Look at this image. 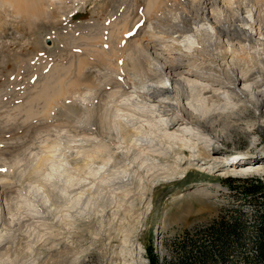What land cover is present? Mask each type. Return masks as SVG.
I'll use <instances>...</instances> for the list:
<instances>
[{
  "label": "rangeland",
  "instance_id": "rangeland-1",
  "mask_svg": "<svg viewBox=\"0 0 264 264\" xmlns=\"http://www.w3.org/2000/svg\"><path fill=\"white\" fill-rule=\"evenodd\" d=\"M88 1L70 2L71 5L78 3L69 11L68 16L61 20L55 17H42L27 23L13 18L11 20L13 23L6 25L0 31L2 32L0 37V151H4L3 155L0 154V202L3 204L6 201L10 209L13 208L11 214L13 211L16 212V214L13 212V215H6L11 222L14 221L12 232H9L6 226H2L0 220V246L4 248L0 251H6L7 246L8 248L11 246L10 249H12V252L5 254L6 256L0 255V264L53 263L59 258L55 251L62 246L64 247L62 249H68V254L66 252L62 255H67L68 259L74 260L75 263L82 261L81 264H149L147 249L149 245L165 260V264H173V261L182 254V250L174 243L175 238L179 239L188 228H208L214 217L230 214L235 212V209L242 210L248 217L247 220L250 222L247 232L250 234L255 228L257 211L264 210L262 202L245 197L241 191L242 179L245 177L255 176L264 181V14L261 11L263 19L257 16L260 9L264 10V4L259 0H243L242 9L233 7L234 9L230 8L232 11H223L222 20L226 21L229 18L226 24L231 23L229 35H219L214 19H206L198 25L189 22V33L198 35L199 47L190 49L188 48L190 42L186 41L187 47L177 49L178 43L172 39V35L161 43V46L165 48L164 56H167L170 50L171 56H182L184 60H188V57L196 59L194 67H207L213 75L215 73L217 76L220 73L221 76L217 79L223 80V83L213 84L214 88H219L216 93L220 99L208 100L211 93L204 94L200 98L190 95L184 97L179 86L172 85L167 75H160L152 80L147 78L148 84L153 86L160 84L159 86L162 85L168 89L165 94L168 97L164 99L165 96H160L155 102L153 101L152 104H155V107H159L163 99L174 103V108L166 107L169 110L162 111L159 116L166 123L170 122L172 113L180 112L183 105L199 108V115L203 114L207 118L206 126L200 124L207 134L208 141L205 145H208L209 149H221L222 162L210 165L203 163L202 158L193 161V167L186 176L180 174L177 179H165L154 185L147 197L149 201L152 198L151 209H148L145 203H138L137 207H134L138 209H134L138 213L132 211L125 216L122 213L123 209L119 207L121 211L118 208L119 204H116L117 207L115 204L112 207L110 205L106 210L102 207L83 204L90 187L86 186L83 189L82 185H78L73 188L68 186V188L69 184L65 175L59 177V173H55L47 177L48 179L42 177L44 181L38 178L36 182H40L37 184L35 180L33 182L29 180L30 170L27 169V159H35L40 147L51 143L42 141L46 133L44 125L51 117L43 113L45 106L42 101L37 103L39 106L35 105L36 108L38 107L37 111L40 110L42 114L35 115L31 119H27L24 113L19 115L18 111L16 112L17 106L21 104L24 106L29 97L39 91V86L41 87V82L51 67L68 64L75 57L87 58L90 65L99 64L95 56L60 54L65 49L63 46L67 49L76 48L72 46L73 42H70L69 29L72 27L79 32H85L93 26H102L103 20H100L97 10L104 8L103 14L109 15L107 17L115 19V22L122 24L125 13L129 12L131 14L130 21L128 20L129 27L138 28L142 25L146 28L149 26L147 31L151 29L150 23L147 22L148 13L144 12L147 0ZM95 9L97 10L93 12ZM168 12H162L166 18L172 15ZM224 16L228 18L225 19ZM208 33L213 35L212 45L207 46L208 49L202 48L204 41L208 39ZM176 35L178 33L173 34V36ZM65 38L70 40L64 45ZM124 41L119 45L121 50L126 43ZM201 48L202 53H200ZM193 51L196 53H192ZM107 52L110 53V47L107 48ZM188 67L185 64L183 69L186 70ZM97 73L98 68L93 67L90 72L81 75V80L96 81ZM243 75H246L245 78ZM185 76L178 74L175 79L185 84ZM135 77L139 78V76ZM195 82L202 85L207 81L197 79ZM150 99V97L147 98V100ZM191 120L196 122L195 119L191 118ZM150 126L153 129L152 123ZM177 127L183 130L189 128L187 124L174 126V128ZM167 146H170V143H167ZM43 148L49 153L46 150L42 152L44 155L53 154L50 153L51 149L49 151V148L45 146ZM198 148V141L194 140L189 157L194 156ZM72 153V158L75 159L72 163L77 169L79 168V171L84 164L91 161L88 154H77L76 151ZM58 158L54 156L51 160L53 162L55 159L59 162L63 157L59 160ZM39 159L37 157L33 163L36 164ZM51 165L49 162L48 166ZM211 166H215L213 171ZM235 166L250 168V172H241L242 170L238 171L239 173L232 172ZM48 168L46 167L47 173L51 171V168ZM228 168H230L228 173L217 171ZM257 168L260 169L256 170ZM27 170H29L28 173H26ZM23 172L26 175L22 176ZM37 174L29 176L35 175L34 178H37ZM63 186L66 191L68 189L67 192H63ZM198 186L209 187L213 190L212 195L202 198L197 193H193ZM48 195L51 198L47 197L49 198L47 199ZM27 199L28 202H25ZM121 205L125 208L127 206ZM31 206H34L38 212ZM24 207L27 209H23ZM78 220H81L85 226L79 225ZM10 233L16 234L15 237L17 236L18 240L13 238L12 243L6 244L7 235ZM209 239L210 236H206L205 241L209 243ZM246 240L250 241V238L247 237ZM31 243L33 246H29ZM52 245L53 249H50ZM245 246L246 250L231 252L225 258H219L216 264H264L255 259L252 243L249 242Z\"/></svg>",
  "mask_w": 264,
  "mask_h": 264
},
{
  "label": "bare ground",
  "instance_id": "bare-ground-1",
  "mask_svg": "<svg viewBox=\"0 0 264 264\" xmlns=\"http://www.w3.org/2000/svg\"><path fill=\"white\" fill-rule=\"evenodd\" d=\"M72 1L74 2V0H0V31L6 25L13 23L11 21L13 18L27 23H32L42 17H55L61 20L67 17L69 11L78 3L75 2L74 5H71L70 2ZM82 1L87 2L88 0ZM259 1L264 4V0ZM242 3L243 0H147L144 12L148 13L147 22L150 23L151 29L149 31L152 32L146 30L149 26L147 28L142 25L138 28L129 27L128 20L131 17L129 12L125 13L122 24L115 22V19L112 20L111 17H107L109 15L103 14L102 10L105 8L93 11H98L100 20H103L102 26H93L94 29L91 28L85 32H79L78 29L71 27L69 29L71 40L65 38L64 45L70 40L71 43L73 42L72 46L76 48L67 49L63 46L65 49L60 54L95 56L99 64L90 65L87 58L75 57L68 64L51 67L46 74L47 76L41 82L39 91L37 90L36 94L30 96L24 106L22 104L17 106L16 112L18 111L19 115L24 113L27 119H31L35 115L42 114L40 110L37 111L38 107L36 108L35 105L38 102H43V106H45V109L42 108V110L44 109L43 113L51 117L52 120L49 119L47 124L44 125L46 133L45 139H42V141L44 143L51 142L47 146L44 145L49 148V151L51 149L52 152L50 153H53L51 155L57 156V158L63 157L61 160L58 158L59 162L55 159L52 162L51 159L54 156L44 155L42 152H46L47 149L41 146L42 148L40 147L39 151L35 152V159H32V156H30L31 159H27V169L30 172L27 170L26 173L29 172V180L31 182L35 180L36 182L38 178L45 177L46 179L55 173H59V177L65 175L64 177L69 184L67 187L73 188L78 185H82L83 189L86 186L90 187L83 204L102 207L104 210L110 205L112 207L115 204L117 207L119 204L118 208L123 209L122 213L125 216L126 213L130 214L132 211L134 213L135 210H138L134 208L138 203H145L148 209H151L153 205L152 198L149 201L147 197L148 193L153 190L154 185L165 179H177L180 174L186 176L187 172L193 167V161L202 158L204 159L203 163H209L210 165L222 162L221 149H209L208 145H205L208 141L207 134L200 124L206 126L207 118L203 114L199 115V108L183 105L180 112L178 114L172 113L170 122L166 123L159 116L162 111L167 112L169 110L167 108L173 107L174 103L164 100L168 97L165 96L168 89L162 85L159 86L160 84L157 86L148 84L147 78L152 80L160 75H167L172 81V85L179 86L184 97L190 95L200 98L204 94L211 93L208 100L220 99L216 93L219 88L213 87V84L223 83V80L217 79L221 76L220 73L217 76L215 73L213 75L207 67H194L196 59L188 57V60H184L182 56H171L170 50L167 53L168 55L164 56L165 48L161 46V43L169 35H172V39L178 43L177 49L187 47L186 41L190 42L188 47L190 49L199 47L198 35L189 33V22L198 25L199 22L206 19H214L219 35H229V25L231 23L226 24L229 20L228 17L225 18L224 16L225 19H228L226 21L222 20L223 11H232L230 8L234 9L233 7L242 9ZM166 11L172 14L170 17L168 16L169 18H166L162 13ZM261 11L264 14V10L260 9L257 15L258 18L261 17ZM174 33H178V35L173 36ZM182 35L183 37H181ZM0 37H2V32H0ZM124 40L126 43L121 50L119 45ZM207 40L204 41L202 48L212 45L213 35L208 33ZM109 47L110 53L108 54L107 48ZM202 48L201 51L199 50L200 53H202ZM206 49L204 50L206 51ZM195 51L192 53H196ZM185 64L189 66L186 70L183 69ZM93 67L98 68L96 81H82L81 75L90 72ZM178 74L186 75L185 84L187 85L175 79ZM133 75L139 76L140 79L133 77ZM243 76L245 78L246 75ZM197 79H204L207 82L198 85L195 82ZM131 88L134 90H130ZM147 96L151 99L147 100L149 98ZM160 96L165 97L163 100L161 99L160 106L155 107V104L152 103ZM191 118L195 119L196 122L192 121ZM151 123L153 129L150 126ZM182 124H187L189 128L186 130H183L182 127V129L180 127L174 128L175 125L180 126ZM194 140L198 141L199 148L194 156L189 157L190 147ZM167 143H170V146H167ZM72 151H76L77 154H88L91 158V161L84 164L81 171L72 163L75 160L72 158ZM38 152L42 153L43 156ZM0 154L3 155L4 151H0ZM37 157L40 159L35 164L33 160H36ZM187 161H189L188 164ZM49 162L50 165L52 163L51 166H48ZM46 167H50L51 171L47 173L49 168L46 169ZM211 168L213 171L215 166H211ZM217 171L228 173L230 168ZM231 171L235 173H239L238 171L250 172V168L236 167ZM35 173H38L37 178H34L35 175L34 177L29 176ZM23 175L26 174L23 172ZM65 178H63L64 181ZM30 181L29 183H31ZM62 189H64L63 192L68 191L64 186ZM194 190L193 193H197L202 198L209 197L213 191L209 187L203 186H198ZM47 197L51 198L49 195ZM25 202H28V199ZM20 204L23 203L20 202ZM120 204L127 206L125 208ZM26 205L28 206V204ZM10 208L6 201L3 204L0 202L2 226H6L7 230L12 232L14 219L11 222L6 216L11 214L13 208ZM23 209L27 208L24 207ZM34 209L36 208L34 207ZM13 212L11 215H13ZM36 212H38L37 209ZM116 213L120 214V212ZM116 213L113 214L116 215ZM135 213H138V211ZM77 222L80 223L79 225L85 226L81 220ZM10 234L7 235L6 244L12 243L13 238L16 241L18 240V238L16 239L17 236L15 237L16 234ZM29 246H33L32 243ZM8 247L6 251H0L1 256L7 255L9 251L12 252L11 246ZM62 248L64 247L62 246L58 248L59 250L57 249L58 251H55L59 257L58 260L43 264L82 263V261L75 263L74 260H69L67 255H62L68 250ZM1 249L4 248L0 246ZM50 249H53V245Z\"/></svg>",
  "mask_w": 264,
  "mask_h": 264
},
{
  "label": "trees",
  "instance_id": "trees-1",
  "mask_svg": "<svg viewBox=\"0 0 264 264\" xmlns=\"http://www.w3.org/2000/svg\"><path fill=\"white\" fill-rule=\"evenodd\" d=\"M242 180L243 195L264 204V181L255 176ZM256 215L255 228L250 234L247 232L250 221L240 209L214 217L208 228H199L193 233L186 230L185 238L174 240L182 254L173 264H216L219 258H225L231 252L246 250L245 244L249 242L254 245L255 259L264 263V210L257 211ZM206 236H210L209 243L205 241ZM147 249L149 264H165L152 246Z\"/></svg>",
  "mask_w": 264,
  "mask_h": 264
},
{
  "label": "built area",
  "instance_id": "built-area-1",
  "mask_svg": "<svg viewBox=\"0 0 264 264\" xmlns=\"http://www.w3.org/2000/svg\"><path fill=\"white\" fill-rule=\"evenodd\" d=\"M209 227V226H208ZM199 228H205V227H195L194 229H186V230H189V231H191L192 233L193 232H195L196 230H198ZM207 228V227H206ZM185 232H183V234L181 235V237L180 238H185Z\"/></svg>",
  "mask_w": 264,
  "mask_h": 264
},
{
  "label": "snow or ice",
  "instance_id": "snow-or-ice-1",
  "mask_svg": "<svg viewBox=\"0 0 264 264\" xmlns=\"http://www.w3.org/2000/svg\"><path fill=\"white\" fill-rule=\"evenodd\" d=\"M107 46V45H106ZM6 171V170H5Z\"/></svg>",
  "mask_w": 264,
  "mask_h": 264
}]
</instances>
